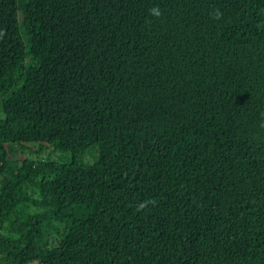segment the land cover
<instances>
[{
	"label": "trees",
	"instance_id": "16d2710c",
	"mask_svg": "<svg viewBox=\"0 0 264 264\" xmlns=\"http://www.w3.org/2000/svg\"><path fill=\"white\" fill-rule=\"evenodd\" d=\"M0 107V264H264V0H0Z\"/></svg>",
	"mask_w": 264,
	"mask_h": 264
},
{
	"label": "rangeland",
	"instance_id": "374dc122",
	"mask_svg": "<svg viewBox=\"0 0 264 264\" xmlns=\"http://www.w3.org/2000/svg\"><path fill=\"white\" fill-rule=\"evenodd\" d=\"M4 113L0 107V118L4 117ZM34 147H36V145H33ZM97 150V151H95ZM98 152V155H97ZM43 157L45 158H53V159H57V160H63L66 158H70L71 157V153H67V152H63V151H54L52 147L48 148L47 150H45V152L42 154ZM22 158L24 157V155H20ZM19 158V156H17ZM84 161L86 163H93L95 161H97L99 159V148L98 147H92L90 149H88V151L86 152V154L84 155Z\"/></svg>",
	"mask_w": 264,
	"mask_h": 264
},
{
	"label": "clouds",
	"instance_id": "9594fccd",
	"mask_svg": "<svg viewBox=\"0 0 264 264\" xmlns=\"http://www.w3.org/2000/svg\"><path fill=\"white\" fill-rule=\"evenodd\" d=\"M149 14L155 18H160L162 16V12H161L159 6H154V7L150 8ZM221 17H222V13L217 9L215 11L214 18L219 19ZM148 203H154V201L150 200V201H146V202L141 203L140 205H138L137 210L138 211L143 210V208H145Z\"/></svg>",
	"mask_w": 264,
	"mask_h": 264
}]
</instances>
